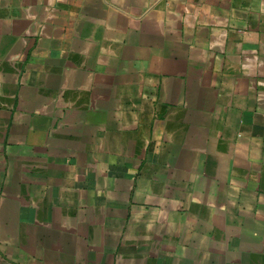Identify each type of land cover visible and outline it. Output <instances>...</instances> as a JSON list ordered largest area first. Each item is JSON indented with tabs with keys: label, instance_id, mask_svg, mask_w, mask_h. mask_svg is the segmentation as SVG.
Instances as JSON below:
<instances>
[{
	"label": "crops",
	"instance_id": "obj_1",
	"mask_svg": "<svg viewBox=\"0 0 264 264\" xmlns=\"http://www.w3.org/2000/svg\"><path fill=\"white\" fill-rule=\"evenodd\" d=\"M0 264H264V0H0Z\"/></svg>",
	"mask_w": 264,
	"mask_h": 264
}]
</instances>
